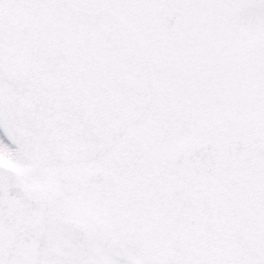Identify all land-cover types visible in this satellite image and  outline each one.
<instances>
[{"label":"snow or ice","instance_id":"1","mask_svg":"<svg viewBox=\"0 0 264 264\" xmlns=\"http://www.w3.org/2000/svg\"><path fill=\"white\" fill-rule=\"evenodd\" d=\"M0 264H264V0H0Z\"/></svg>","mask_w":264,"mask_h":264}]
</instances>
